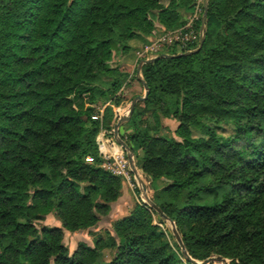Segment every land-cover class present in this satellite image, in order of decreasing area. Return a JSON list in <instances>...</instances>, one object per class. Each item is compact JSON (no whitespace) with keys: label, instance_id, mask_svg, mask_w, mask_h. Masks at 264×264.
I'll return each mask as SVG.
<instances>
[{"label":"trees","instance_id":"trees-1","mask_svg":"<svg viewBox=\"0 0 264 264\" xmlns=\"http://www.w3.org/2000/svg\"><path fill=\"white\" fill-rule=\"evenodd\" d=\"M193 3L0 0V264H191L140 204L92 246L69 254L62 238L93 227L119 194L95 143L111 122L92 118L98 97L119 104L129 73L111 62L156 24L177 28ZM168 55L141 66L149 91L127 121L141 171L165 181L150 200L190 258L264 264V0H207L200 50ZM147 113L176 120L173 134L151 135ZM48 214L60 227L37 228Z\"/></svg>","mask_w":264,"mask_h":264},{"label":"rangeland","instance_id":"rangeland-1","mask_svg":"<svg viewBox=\"0 0 264 264\" xmlns=\"http://www.w3.org/2000/svg\"><path fill=\"white\" fill-rule=\"evenodd\" d=\"M204 1L205 0H194V3L190 7L181 10L180 18H179V26L173 30L185 29L188 26H191L196 32H198L200 23L198 27H196V23L200 22L201 16L203 14ZM162 3L165 4L166 0H162ZM167 32L168 31L163 30L161 26L156 24L152 34L146 38L145 40L146 42H143L140 39H131L139 42V47H136L134 49V52L131 49L130 53L128 54L132 58L131 63H133V68H131V73L128 74L127 79L123 82L122 86L120 87L119 90L120 93L119 92L117 93L119 95L118 97L119 104L111 103L110 102L111 96L109 95L107 97L104 96L97 98V101L94 105L95 112L92 117H95V119L99 121H101L103 117L104 118L106 117L108 119L107 121L111 122L110 128L102 127L98 131V133L104 131L102 135L103 136L102 139L106 140L107 142L104 144L105 147L103 149L104 150L103 153H101V155L99 156L97 151V155L101 159V166L106 171H108L109 173H111L112 175H114L119 179L120 181L119 194L116 201L110 203L107 214L104 216H99L98 222L93 227L87 230L77 231V232H68L63 230L62 243L68 249L69 254L73 253L77 244L80 242L92 246L95 237H97V235L99 234L104 235L105 231H109L113 235L111 229L113 221H116L118 219H121L122 217L127 216L135 205L137 204L144 205L150 210H152L144 201L145 200L144 197L146 196L150 199L151 194L157 192L165 184V181L163 179L152 181L147 175H145L141 171L139 164L135 160L133 152H132L133 154L132 161L134 164L135 171L133 169L131 170L126 157V152L124 148L115 141L114 133L112 132V130H113V125L117 122V120L128 112L131 100L134 97L142 96L144 92L143 87H141V83L137 79V75H136L135 63L137 59V52L141 51L145 45H148L151 42H156V41L157 43L155 49L152 51V57L150 58L156 57L161 54L168 55L172 47L176 49V51H178V54L187 52L186 50L190 48L189 46L183 47L181 45H178L174 43V40L173 42L172 41L169 42L165 39L162 40V37H164L165 33ZM196 43L198 44V39L194 44ZM129 56L126 55L123 57L129 59ZM115 62L119 63L121 61L119 60L118 57L116 58L114 57L111 63L114 64ZM110 81H111L110 78H108L107 76L99 75L95 80V85H97L99 89L105 91L106 89H109ZM138 102L141 101H137L136 103ZM141 119H145L144 123L149 128L150 134L156 137L172 135L177 125L176 120H174L173 118L158 117L155 113H147ZM191 131L193 137L200 136V133L195 129H192ZM217 132L221 134L223 137H226L232 133V126L220 125L217 128ZM130 133H132V127L127 124V121L118 127L117 135L125 143L127 140V136ZM103 154L106 159L103 157ZM136 155L137 157H139L141 155V152L137 151ZM118 163L120 164L122 169L121 174H117L115 172V170H118V166H119ZM137 179H139L142 182L144 186V191L139 190L137 185ZM152 220H153V224L157 225L164 232L169 242L172 243L174 241L176 243L171 233L170 225L167 221L162 219L156 212L152 215ZM34 224L37 228H41L43 226L60 227V222L58 221V218L52 214L46 215L41 220L34 222ZM104 255H105L104 256L105 259H108L109 252L105 251ZM210 257H214V256H210ZM182 261L184 262L185 260L182 259ZM225 261L228 264L229 260L225 259ZM208 264H222V263L217 260H212Z\"/></svg>","mask_w":264,"mask_h":264},{"label":"water","instance_id":"water-1","mask_svg":"<svg viewBox=\"0 0 264 264\" xmlns=\"http://www.w3.org/2000/svg\"><path fill=\"white\" fill-rule=\"evenodd\" d=\"M206 11H207V2L206 0L204 1V10H203V14L201 16V19H200V26H199V37H198V44H197V47L193 50H190V51H187V52H184V53H180L182 55H188V54H192V53H195L197 52L198 50H200V48L202 47V43H203V39H204V27H205V21H206ZM171 57L170 55H167V54H161V55H158L156 57H153V58H150V59H146V60H142L139 62V64L137 65V68H136V75H137V79L139 80V82L141 83L142 87H143V95L142 96H137V97H134L131 102H130V105H129V109H128V112L121 116L117 122L113 125V133H114V139L115 141L121 145L125 152H126V157H127V160H128V163H129V166L131 168V170L133 169L135 171V168H134V164H133V161H132V151L131 149L126 145V143L124 141H122L118 135H117V130H118V127L120 125H122L124 122L128 121L130 116H131V113H132V110L134 108V105L137 101H143L147 94H148V87L147 85L145 84V82L143 81L142 77L140 76V69H141V66L143 64H146V63H149L151 61H153L154 59L156 58H169ZM137 185H138V188L139 190L141 191H144V186L142 184V182L137 179ZM144 201L147 203V205L153 210L155 211L162 219H164L165 221H167L170 225V229H171V233L176 241V244L177 246L179 247L180 249V252L181 254L185 257V259L187 261H189L191 264H208L209 262H211L212 260H217L219 262H221L222 264H227V262L225 261L224 258H222L221 256H214V257H208L204 260H194L192 258H190V256L187 254L185 248H184V245L182 243V240L180 238V235L178 234L177 230H176V227L174 225V222L171 221L169 218H167L163 213L162 211L148 198V197H144Z\"/></svg>","mask_w":264,"mask_h":264},{"label":"built area","instance_id":"built-area-1","mask_svg":"<svg viewBox=\"0 0 264 264\" xmlns=\"http://www.w3.org/2000/svg\"><path fill=\"white\" fill-rule=\"evenodd\" d=\"M198 37H199V31L196 32L191 26H188L185 29H177V30L168 31L167 33H165L164 37H162V40L165 39L169 42L170 41L173 42V40H174V43L181 45L183 47H187V46L193 45L196 42V40L198 39ZM156 43H157V41L151 42L150 44L145 45L141 51L137 52V59H136V63H135L136 68H137V65L139 64L140 61L146 60V59H149L150 57H152V51L155 49ZM190 50L191 49L188 48L186 51H190ZM92 118L95 119V117H92ZM112 132H113V130H112ZM103 133H104V131H102L101 133L99 132L95 138V143H96V147H97V151H98L99 156L101 155V153H103V151H104L103 149L105 147L104 144L107 142L106 140L102 139ZM103 157L105 158L104 154H103ZM86 162L91 163L92 158H86ZM115 172L117 174L122 173V169H121L120 164L118 166V170H115Z\"/></svg>","mask_w":264,"mask_h":264},{"label":"crops","instance_id":"crops-1","mask_svg":"<svg viewBox=\"0 0 264 264\" xmlns=\"http://www.w3.org/2000/svg\"><path fill=\"white\" fill-rule=\"evenodd\" d=\"M128 45L129 47L132 49V51L134 52V49L136 47H139V42H137L136 40H129L128 41ZM133 54V53H132ZM134 56V55H133ZM132 56V57H133ZM132 61V58H130ZM119 60L122 62L123 66L122 68L125 69L129 74L131 73V68H133V63H131V61L129 62L127 58L124 57H120ZM142 87V85H141Z\"/></svg>","mask_w":264,"mask_h":264}]
</instances>
